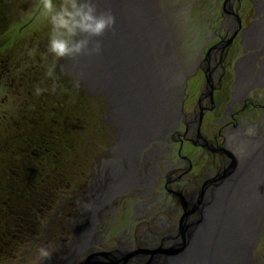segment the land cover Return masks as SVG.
Listing matches in <instances>:
<instances>
[{
  "label": "flooded vegetation",
  "instance_id": "1",
  "mask_svg": "<svg viewBox=\"0 0 264 264\" xmlns=\"http://www.w3.org/2000/svg\"><path fill=\"white\" fill-rule=\"evenodd\" d=\"M213 12L206 26H196L203 27L201 33L185 41L179 68L170 70L169 106L151 134L135 135L138 143L124 141L125 131L114 126L107 100L89 162L80 157L71 168L69 159L60 158L67 148L64 124L49 112L43 94L39 109H23L18 118L3 111L0 128H7L0 134L12 138L1 145L0 155L14 162L1 168L2 192L11 195L15 187L13 198L37 199L44 192L59 198L55 207L37 210L32 229H17L36 234L20 240L27 256L40 246L52 253L50 260L40 259L42 264H159L187 243V230L202 227L228 184L245 179L251 181L248 191L264 194V0H222ZM60 60L61 77L53 81L67 82L78 98L93 94L90 80L73 66L76 60ZM23 61L30 66L0 65V81L5 79L7 88L1 103L6 98L11 103L27 72L35 74L32 82L38 86L46 80L44 67L33 65V58ZM48 94L59 102L57 87ZM67 172L74 183L68 176L54 191L50 179ZM5 198L0 204L8 226L10 201ZM259 243L253 244L250 264H264Z\"/></svg>",
  "mask_w": 264,
  "mask_h": 264
},
{
  "label": "rangeland",
  "instance_id": "2",
  "mask_svg": "<svg viewBox=\"0 0 264 264\" xmlns=\"http://www.w3.org/2000/svg\"><path fill=\"white\" fill-rule=\"evenodd\" d=\"M0 1H2L0 3V65L4 64L8 67L11 66L13 68L20 69L22 66L28 67L31 64L26 63L23 60L33 58V65L39 68L42 66L44 67V71H47L48 67L55 62L57 65L55 69V78L57 79L61 77L57 71L60 67L61 60H57L46 50L50 26L47 21L40 17L38 12L35 10L37 0ZM221 1L222 0H97L98 7L101 10L110 9L116 20L114 30L106 33L105 36L98 39L102 41L110 39L114 40L119 34L125 33V31L130 29L133 25L135 26L138 24L146 26L151 18V23H158V26L156 27L157 33L164 37L165 42H168L167 49L163 53V57H165V60L163 61V68H166V76H168L167 80H170V70H176L179 68L178 64L181 56L180 53L185 49V45L187 46L185 41H189L192 35L198 36V34L201 33L200 31H202L203 27L201 28L200 26L199 29H197L196 26L199 23H204V26H206L210 17L214 16L213 8L215 6L218 7ZM23 51H25L26 54H28L29 51H32L33 55L31 56L33 57H30L29 59L20 58L19 56L24 54H21ZM9 53L11 55H9ZM13 55L14 57L19 58L15 60L12 58L9 59V57ZM38 55H40L39 58H36ZM86 57L92 59V56H81L75 59L76 61L73 66L78 72H81L87 77L85 72H82L81 67L79 68V66H84L86 64L90 65L91 68V60L86 59ZM8 60L12 63L9 64ZM71 74L73 75L75 73L71 71ZM34 76L35 74L32 72L30 74H28V72L26 73L25 80L23 82L24 84L21 88L15 89V96L12 98L11 103L7 101V98L5 103L0 102V117H2L3 111L7 116H10V114H16L18 118L24 111L23 109H26L29 112L39 109V103L42 102L40 98L43 94L44 97H46V100L44 99L43 101L48 103L47 106H49V112H54V117L58 119V121H62V124H64L65 127L63 132L67 134V148L66 150H63L62 156L60 155L61 157H59L66 162L69 159L71 168H73L74 162L77 163V159L80 157L88 163L93 149L95 129L98 124L101 125L104 123L101 115L102 113H105L103 108L108 104V102H106L108 100V93L100 88L101 86H99L97 80L93 82L87 77L94 87V92L92 94V91H89V95H80L78 98L75 94L76 92L73 93L68 84L66 85L67 82L59 81L60 78L57 81H53L55 78H52V82H48L47 80L51 77L46 75V80L44 82L42 81V86H38V84L32 82V77ZM42 76L44 78L43 74ZM30 79L35 86L30 84ZM2 83L5 84V79H3L2 82L0 81V99L3 96L2 90H4L5 94L7 90V88H4ZM53 83L57 85V92H59L58 99L62 105H59L58 101L50 100L49 98L48 92L52 91L51 88ZM37 87L47 89V91H43L40 95H36L35 89ZM80 89L81 85L79 86V90ZM28 90L31 91L30 95L32 97L29 96V93H27ZM57 110H60L59 114L56 113ZM49 115L50 117L52 116V114ZM49 122L52 123V120H49ZM1 126L0 132L5 133L4 131L7 127L3 125ZM114 126H117V124ZM2 133L0 134V148H2L1 145L8 143V140L12 138L9 136L3 137ZM6 138L10 139L6 140ZM13 162V159L9 158L8 154H4L3 156L0 155V172L4 165L11 164ZM62 163L63 162H61V164ZM59 168H61V166ZM55 170L57 171V169ZM68 173L69 172H67V174L64 173V176L62 173L59 176H57V174V178L53 179L52 182L50 179L49 183L52 188H56L54 191L58 192V187L66 183L69 176ZM71 173L69 178H72V183H74V178ZM47 179L48 178H46V180ZM12 186L14 187V185ZM242 186L236 194H239L240 189L245 188L246 184ZM2 189L0 188V193L2 192ZM9 190L11 191V195L8 196L6 193L2 192L10 201L8 206H10L9 211L11 214L9 217L10 222L12 223L8 226L4 225V220L7 219V216L5 215L7 212L6 208L0 204V213H2V216L0 215V264H42L39 262L41 257L37 252L40 246L33 248L29 252V256H27L25 254L26 251L24 250L28 247L21 246L20 242L21 239L27 240L26 238H29L30 235L36 236V234L28 233L25 235L20 232L18 233L17 229L27 226L32 229L36 223L35 217L38 213L37 210L48 208L51 203V205L55 207L56 204L58 205L59 198L54 197L50 199L49 194L44 192L41 198L18 199L17 197L13 198V196H15V187ZM223 192L219 196L223 197ZM253 195L255 194L253 193ZM2 196L0 195L1 200H5L6 198ZM260 199H262V201L259 205ZM260 199L258 200L257 206H252L253 210L256 211L255 213H257L253 219L256 224L254 245H256L257 241H259L260 243L257 250H260L262 247L261 252H264V194H262ZM213 207L214 205L208 211L212 212V214H216L217 210L215 207L213 210ZM245 208L241 206H239V208H235L231 205H229V207L226 205L225 207L228 213L230 209H232V211L236 214H240V212L244 210L246 211ZM250 208L247 207V209ZM236 211H239V213ZM207 219L208 217H204L203 223H206L205 221ZM9 232L12 234H8ZM252 247L248 252L249 257L251 255L250 252L252 251ZM162 257V259L165 258L164 256ZM249 262L244 264H250Z\"/></svg>",
  "mask_w": 264,
  "mask_h": 264
},
{
  "label": "bare ground",
  "instance_id": "3",
  "mask_svg": "<svg viewBox=\"0 0 264 264\" xmlns=\"http://www.w3.org/2000/svg\"><path fill=\"white\" fill-rule=\"evenodd\" d=\"M157 26L158 23H151L150 18L146 26L133 25L114 40H101V53L93 55L92 59L86 57L91 60V68L87 64L79 66L88 79L93 82L98 81L100 88L108 93V100L111 103L115 101L114 95L117 90L122 89H130L129 91L135 93L139 99L141 111L137 116H131L130 120L129 117L128 120L125 119L128 122V128H122L121 121L116 120L117 115H112L111 118L117 126L121 127V131H125L123 134L127 140L124 141L128 145H131V142L138 143L139 138L135 137L137 134H145V136L151 134L156 126L152 127V123L159 124L172 98L170 80H167V71L163 68L165 60L163 53L167 49L168 42H165L164 37L157 33ZM246 183V180L240 178L228 184L223 190V197L218 196L219 199L214 201L217 213L206 212L208 213L204 216L208 217L206 223L202 221V227L198 230H188L187 243L179 247L175 254L161 259L162 262L160 260L159 264L163 262L164 264H244L249 262L248 252L253 244L256 225L253 219L257 214L252 206L258 205L262 194L253 195L250 190L248 191L247 186L241 188L240 193L236 194ZM250 183L251 181H248L247 184ZM259 201L260 205L262 199ZM226 205L235 208L246 206L245 209L248 212L244 210L236 214L230 209L228 213L225 209ZM247 207L251 208L247 209ZM236 212L239 213V211Z\"/></svg>",
  "mask_w": 264,
  "mask_h": 264
},
{
  "label": "clouds",
  "instance_id": "4",
  "mask_svg": "<svg viewBox=\"0 0 264 264\" xmlns=\"http://www.w3.org/2000/svg\"><path fill=\"white\" fill-rule=\"evenodd\" d=\"M35 10L50 26L47 51L57 60L81 56L98 55L102 51V41L98 38L113 31L116 20L110 9L101 10L97 0H37ZM33 55L32 51L28 53ZM57 65L53 62L46 75L55 78ZM79 80L75 87H79ZM57 85L53 83L52 92ZM47 89L37 87L35 94L40 95ZM44 260H50L52 253L46 247L39 249Z\"/></svg>",
  "mask_w": 264,
  "mask_h": 264
},
{
  "label": "water",
  "instance_id": "5",
  "mask_svg": "<svg viewBox=\"0 0 264 264\" xmlns=\"http://www.w3.org/2000/svg\"><path fill=\"white\" fill-rule=\"evenodd\" d=\"M129 90L130 89H122L120 91L117 90V92L114 95V100H115L114 103H111L109 101V109L112 115L114 116L117 115L118 118L115 119L121 121L120 124L123 129L124 127L128 128V122H126L125 119L128 120L129 117L130 120L131 116H137V114L141 111L139 99H137L135 93ZM152 119L156 120L155 118ZM131 124H132V120H131ZM154 125H157L156 122L152 123V127ZM254 241L255 238L253 239V244ZM82 264H87V263H82Z\"/></svg>",
  "mask_w": 264,
  "mask_h": 264
},
{
  "label": "trees",
  "instance_id": "6",
  "mask_svg": "<svg viewBox=\"0 0 264 264\" xmlns=\"http://www.w3.org/2000/svg\"><path fill=\"white\" fill-rule=\"evenodd\" d=\"M2 1H0V3H1Z\"/></svg>",
  "mask_w": 264,
  "mask_h": 264
}]
</instances>
